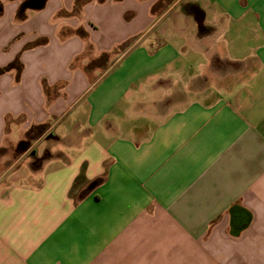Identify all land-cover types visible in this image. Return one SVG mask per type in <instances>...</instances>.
Listing matches in <instances>:
<instances>
[{
	"label": "crops",
	"instance_id": "obj_1",
	"mask_svg": "<svg viewBox=\"0 0 264 264\" xmlns=\"http://www.w3.org/2000/svg\"><path fill=\"white\" fill-rule=\"evenodd\" d=\"M12 42L0 264H264V0H0Z\"/></svg>",
	"mask_w": 264,
	"mask_h": 264
},
{
	"label": "rangeland",
	"instance_id": "obj_2",
	"mask_svg": "<svg viewBox=\"0 0 264 264\" xmlns=\"http://www.w3.org/2000/svg\"><path fill=\"white\" fill-rule=\"evenodd\" d=\"M189 8V10H191V7H187ZM75 13H68V14H76ZM64 14H66L64 12ZM173 15L176 16V14L174 13ZM129 17V15H127ZM174 16V17H175ZM126 18V17H125ZM175 19V18H174ZM104 28L101 29V31H99L98 33L92 35L91 36H86V37H76L74 41H72L74 44H70L66 49H64V53H71L73 51H79L80 48H82V50L80 51L83 52L85 49H87L89 46L91 45V48H94V51L96 52V47H98V43L97 42V38L96 36H99L101 34H104ZM82 29L79 30H74L72 28H65L64 29V36L78 32L80 34H82ZM87 46V48H86ZM124 44L120 45V47H117L113 52H117L119 53L120 51L122 52V48H123ZM18 47V43L12 42L10 43L8 46L7 44L5 45H1L0 46V65H2L3 63L6 64L7 61H9L16 52V49ZM112 52V53H113ZM111 53V54H112ZM79 54V53H78ZM64 57H66L64 55ZM108 57L107 56H101L99 59H88V58H82V56H79L74 62L73 65L74 67H84V70L86 71V73L89 76V79L92 80H96L98 76H100L104 71H103V67L102 69H100L101 67H98L99 64H102L101 66H103L106 62H108V60L106 59ZM83 59V60H82ZM107 60V61H106ZM100 69V70H99ZM64 84L65 81H64ZM180 96V94L177 95V97ZM172 100V98H167L164 101H161L158 103V107H156L155 110H157L158 112H163V110H166V105L169 104V102ZM154 110V109H153ZM72 117V116H70ZM35 131H37V129H34ZM35 131H31L35 132ZM75 131H80V129H76ZM83 133V132H81ZM48 136L46 137H41L39 138V140L37 141L39 144H34V140L30 139L25 140L24 142H30L31 144V149L36 148L37 149L40 147L42 148V145L47 146L51 144V140H45L47 139ZM80 136H77V134H73L72 136L69 137V139H64V143L65 144H73L76 143L78 144ZM44 140V141H43ZM16 144L15 143H9L8 145H6V147L0 152V179H3L4 177H6L8 175L9 172H11V170L15 169L16 167L20 166L22 163H24V161L30 156V152H27L24 156H20L19 150H17L15 147ZM11 166L9 169L8 167ZM5 172V173H3ZM3 173V175H1Z\"/></svg>",
	"mask_w": 264,
	"mask_h": 264
},
{
	"label": "trees",
	"instance_id": "obj_3",
	"mask_svg": "<svg viewBox=\"0 0 264 264\" xmlns=\"http://www.w3.org/2000/svg\"><path fill=\"white\" fill-rule=\"evenodd\" d=\"M200 35L201 34H204V28H202V30L199 32ZM15 68L17 70V74H16V77L19 76V72L21 71L22 69V64L20 63L19 59L16 57L13 61H11L10 63H8L6 66H3V67H0V75L5 72V71H8V70H11ZM43 85H44V89L46 90L47 89V86L45 84V82H43ZM100 180L99 179H96L92 182V184H97Z\"/></svg>",
	"mask_w": 264,
	"mask_h": 264
},
{
	"label": "water",
	"instance_id": "obj_4",
	"mask_svg": "<svg viewBox=\"0 0 264 264\" xmlns=\"http://www.w3.org/2000/svg\"><path fill=\"white\" fill-rule=\"evenodd\" d=\"M202 22H199V25H201Z\"/></svg>",
	"mask_w": 264,
	"mask_h": 264
}]
</instances>
